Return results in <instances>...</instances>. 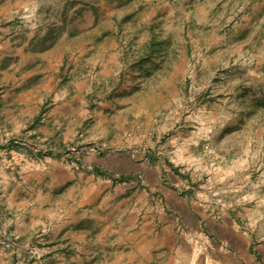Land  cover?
I'll list each match as a JSON object with an SVG mask.
<instances>
[{"label": "rangeland", "instance_id": "obj_1", "mask_svg": "<svg viewBox=\"0 0 264 264\" xmlns=\"http://www.w3.org/2000/svg\"><path fill=\"white\" fill-rule=\"evenodd\" d=\"M104 157L109 169L94 168ZM67 168L96 216L84 253L17 224ZM165 197L228 209L264 245V0H0V264H105L115 208L170 214ZM150 220L143 264L249 263L245 236L189 225L164 237Z\"/></svg>", "mask_w": 264, "mask_h": 264}, {"label": "crops", "instance_id": "obj_2", "mask_svg": "<svg viewBox=\"0 0 264 264\" xmlns=\"http://www.w3.org/2000/svg\"><path fill=\"white\" fill-rule=\"evenodd\" d=\"M95 161V160H94ZM105 157L101 159H97L96 162H93V167L97 170H107L109 166L107 165V161H105ZM68 171L69 168H67ZM68 180L64 183L52 180L51 188L46 189L44 191H40L39 194H31V196L37 195L36 199L32 201L34 204H39V207L36 209H32V212L29 210H25L24 214L17 218V224L20 225V229L34 227L37 224H41L45 227H48L49 230L57 232L58 235L65 233V237L69 239V242L66 246L70 245V247H77L80 249V252L84 253L85 249H88V241H84V246L77 245L78 237H82L84 234V238L91 237L93 235L92 230H89L87 222L95 219L94 212L88 208L91 206V198L87 197V193H84V196L78 195L75 193L76 190L81 189V185L73 180L74 172H68ZM95 178V177H94ZM45 186H49L48 182H42ZM178 186L183 185L185 187V181L181 180L177 177ZM93 185H89V187H84L86 189H94L96 193L99 192V185L96 182L92 183ZM66 185H68L66 187ZM162 188H166L162 186ZM168 190V188H166ZM23 189H17L14 191V195H24ZM68 193V194H67ZM93 193V191H92ZM21 196H18L19 199H23ZM166 205L168 206V210H171L172 213H161L158 214L146 213V215H142V211L153 212L154 208H151L146 203L136 202L134 204L131 202L126 209H120V206L123 205L122 202L117 206L114 212L118 211V214L115 216V224L113 228L109 226L104 230L103 236L109 235L110 239H107L104 246L103 257L106 259L105 264H143L144 258H146L147 254L150 251L155 249L154 247L149 246L150 243L157 237L158 233L155 236L150 235L144 227L146 224H140L142 221L151 218L149 221L150 225L154 222L155 226L157 225L155 221L159 222L160 232L164 231V237H169L175 234L176 229L178 231H182L191 226V228H196V230L201 231L202 233L205 228L207 233L210 236H213V240L219 238V232L224 233L226 231L231 232L235 236H245L246 244L244 248V253L248 254L249 263L246 264H264V245L258 246V252L251 246V243L255 242L252 240L250 235L245 234V232H241L240 227L236 223V221L232 220V223H229L228 217H231L228 214V209L222 211V213L218 216H208L206 213H203L193 207L195 200L176 197V198H167ZM160 203H163V199H160ZM22 206L32 205L31 202L23 199L19 204ZM226 207V206H225ZM172 208V209H170ZM156 211L158 213L161 212L160 208H157ZM41 212L40 216H35L34 213ZM113 212V213H114ZM30 213V214H29ZM139 215L143 216V220L139 221ZM30 215V216H28ZM54 218L51 219L46 224V218ZM157 217V218H156ZM42 218V221H40ZM28 222H32L30 225ZM97 228H93V231H96ZM69 230V231H68ZM83 233V234H82ZM203 235V234H201ZM129 242V243H128ZM64 245H58L57 249H62ZM223 250V248L221 249ZM59 251V250H58ZM58 260H62V264H86V260L84 257L77 255V257L72 258L71 260H67L64 255L58 257Z\"/></svg>", "mask_w": 264, "mask_h": 264}, {"label": "bare ground", "instance_id": "obj_3", "mask_svg": "<svg viewBox=\"0 0 264 264\" xmlns=\"http://www.w3.org/2000/svg\"><path fill=\"white\" fill-rule=\"evenodd\" d=\"M91 146V145H90ZM93 146V145H92ZM97 146V145H96ZM93 148V147H92ZM86 151V150H85ZM87 152V151H86ZM93 153V152H92Z\"/></svg>", "mask_w": 264, "mask_h": 264}]
</instances>
